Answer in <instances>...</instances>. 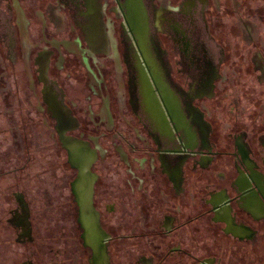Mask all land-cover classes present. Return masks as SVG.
Returning <instances> with one entry per match:
<instances>
[{"label": "flooded vegetation", "instance_id": "1", "mask_svg": "<svg viewBox=\"0 0 264 264\" xmlns=\"http://www.w3.org/2000/svg\"><path fill=\"white\" fill-rule=\"evenodd\" d=\"M20 65L73 225L0 146V264H264V0H0Z\"/></svg>", "mask_w": 264, "mask_h": 264}, {"label": "rangeland", "instance_id": "2", "mask_svg": "<svg viewBox=\"0 0 264 264\" xmlns=\"http://www.w3.org/2000/svg\"><path fill=\"white\" fill-rule=\"evenodd\" d=\"M15 72L16 76H5L3 80H0V137L2 136L0 146L3 157L5 160L15 158L20 166L23 164L26 166L25 173L34 176V181L24 187L26 191H29V196L35 198L34 205L37 210H43L44 204L50 201L53 206L52 216H55L60 224L65 223L71 230L73 221L70 209L64 211L54 207L60 203L65 193L61 188V178L47 172V150L44 148L46 135L38 115L29 107L28 81L23 72V66L20 65ZM23 123L26 127L24 128L26 137L28 141L30 140L29 164H26L27 156L22 141ZM12 162L5 161V168ZM42 219H44L43 215H41ZM40 227L43 230V224Z\"/></svg>", "mask_w": 264, "mask_h": 264}, {"label": "water", "instance_id": "3", "mask_svg": "<svg viewBox=\"0 0 264 264\" xmlns=\"http://www.w3.org/2000/svg\"><path fill=\"white\" fill-rule=\"evenodd\" d=\"M73 165L80 171V174L75 179L72 185L73 195L78 207V221L85 228V234H88L90 236V234L96 229L94 224L96 214L92 206L93 180L87 177V165Z\"/></svg>", "mask_w": 264, "mask_h": 264}]
</instances>
